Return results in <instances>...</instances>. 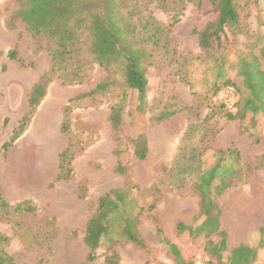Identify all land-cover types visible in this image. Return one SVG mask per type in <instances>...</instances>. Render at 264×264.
Segmentation results:
<instances>
[{"label": "rangeland", "instance_id": "1", "mask_svg": "<svg viewBox=\"0 0 264 264\" xmlns=\"http://www.w3.org/2000/svg\"><path fill=\"white\" fill-rule=\"evenodd\" d=\"M14 9L11 0H0V194L11 205L28 200L35 211L10 216L12 221L21 223L19 229L13 223L0 221V233L9 238L5 251L18 264H33L40 259L43 264H103L112 252L118 254L119 264H171L168 248L157 242V224L166 238L178 246L184 259L203 264L201 242L186 235L179 237L176 232L178 222L190 225L198 214V197L187 187L158 185L155 209L140 213L138 231L153 249L155 260L112 233L102 242L95 260L86 263L88 249L83 243L86 223L98 198L111 189L128 184L133 186L139 205L149 201L145 190L158 184L164 171L173 166L189 125L202 126L207 118L199 132L194 129L197 132H193L190 144L198 142L196 149L204 154L202 159L209 165L215 149L235 148L242 161L264 154V119L257 116L254 127L249 119L227 120L203 100L213 81L212 74L206 71V62H192L188 68L189 85L180 78L175 64L156 55L146 72V113L133 116L131 109L126 108L120 133L121 137L144 133L148 148L144 160H137L129 145L118 155L115 152L108 122L113 95L80 102L69 115V131L63 133L60 129L69 99L90 91L104 79L105 71L97 65L89 80L81 84L65 85L59 78H52L23 134L16 137L14 131L28 111L30 89L49 70L51 58L44 49L45 43L33 40L22 22L10 21ZM246 13L248 29L255 36L250 41H255L257 36H264V0H255ZM152 16L163 26L170 23V15L161 10L153 9ZM214 18L207 0H201L200 9L188 4L170 30L171 47L177 55L202 58L192 32ZM9 21L14 24L13 29L7 28ZM9 50L16 51V59L7 58ZM230 50L233 63L236 51L234 47ZM227 76L233 79L234 71ZM234 95L237 99L235 92ZM214 98L215 104L220 103ZM175 103L190 110H181L156 123L153 116L165 104ZM11 138L13 143L4 155L2 145ZM69 141L77 144L76 156L70 165V177L58 180L59 154ZM118 163L125 168L124 174L116 171ZM218 205L228 247L244 244L256 248L255 264H264V234L259 232L264 229V167L226 189L218 198Z\"/></svg>", "mask_w": 264, "mask_h": 264}, {"label": "trees", "instance_id": "2", "mask_svg": "<svg viewBox=\"0 0 264 264\" xmlns=\"http://www.w3.org/2000/svg\"><path fill=\"white\" fill-rule=\"evenodd\" d=\"M14 11L10 21L24 24L33 40L43 41L44 49L51 58V66L31 87L27 100V113L21 118L14 135L23 134L27 124L46 94V85L54 77L65 85L81 84L89 80L94 65L105 71L104 79L88 92L69 99L63 110L61 131H69V115L82 101H94L98 97L113 95L108 122L113 132L118 155L123 147H132L133 156L142 161L148 153L147 139L143 132L121 137L126 108L134 116L146 113L147 68L156 55L175 64L180 78L190 85L188 68L192 62H206V71L213 81L203 100L208 101L217 113L227 120L240 122L249 119L254 127L256 117L264 119V36L250 41L246 23L247 8L255 0H207L215 18L203 28L192 33L197 38L202 58L177 55L171 47L170 30L183 15L188 4L201 7V0H11ZM158 9L170 15V23L163 26L152 16ZM246 13V14H245ZM7 22V28L14 24ZM261 38V39H260ZM258 39V40H257ZM260 42V43H259ZM240 47H236L239 44ZM231 47L235 49V62H230ZM7 58L16 59V51L9 50ZM234 71L233 79L228 72ZM233 88L237 95L232 109L212 100L222 89ZM181 110H190L182 104H165L153 119L156 123L169 119ZM207 120V118H206ZM189 125L183 145L171 168L164 171L163 178L145 190L150 199L139 205L134 197L133 186L128 184L111 189L98 198L97 206L88 219L83 243L88 249L86 263L93 262L102 242L116 233L125 242L135 245L144 255L155 260V253L138 231L139 216L143 211L155 209L159 197L158 185L172 188H189L198 197L196 221L190 225L176 224L179 237L187 236L200 241L203 264H255L258 251L239 244L229 248L227 233L220 226L218 198L228 188L244 182L254 171L264 167V154L249 161H242L235 148L215 149L212 162L207 165L203 153L197 151V143L190 144L193 132L206 125ZM197 132V131H196ZM13 138L2 145L3 154L13 143ZM191 145V146H190ZM77 144L69 141L59 154L58 180H67L71 162L76 156ZM116 171L125 173L118 163ZM28 200L9 204L0 194V221L13 223L16 229L21 223L12 221V214L33 213ZM264 234V229H259ZM157 242L166 246L172 257L171 264H194L184 259L178 246L169 241L159 225H155ZM9 238L0 233V264H18L5 251ZM157 264H161L156 262ZM33 264H43L38 260ZM103 264H119V256L112 252Z\"/></svg>", "mask_w": 264, "mask_h": 264}, {"label": "built area", "instance_id": "3", "mask_svg": "<svg viewBox=\"0 0 264 264\" xmlns=\"http://www.w3.org/2000/svg\"><path fill=\"white\" fill-rule=\"evenodd\" d=\"M215 101H219L221 104L229 109H232L236 103L233 88H227L217 93L214 98Z\"/></svg>", "mask_w": 264, "mask_h": 264}]
</instances>
